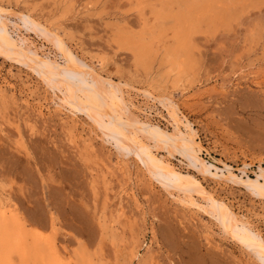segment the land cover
I'll return each instance as SVG.
<instances>
[{
  "label": "rangeland",
  "instance_id": "374dc122",
  "mask_svg": "<svg viewBox=\"0 0 264 264\" xmlns=\"http://www.w3.org/2000/svg\"><path fill=\"white\" fill-rule=\"evenodd\" d=\"M160 1L6 0L12 10L3 17L25 54L71 68L75 61L57 50L53 34L29 30L19 14L32 12L66 38L79 64L94 73L87 86L99 77L100 96L106 92L96 86L100 83L107 88L110 80L120 89L127 104L122 125L129 115L171 135L174 105L181 130L192 125L200 156L217 168L205 169L189 152L138 134L157 158L204 188L187 191L153 176L136 147L124 146L122 137L110 132L112 111L86 95L81 77L74 83L81 107L74 108L63 101L65 78L51 80L24 59L0 52V210L17 213L31 230L53 237L64 254L86 253L95 264H264L263 252L229 232L209 206L211 197L223 203L245 224L238 225L245 235L249 228L264 241V194L246 182L264 171V0H219L221 7L226 4L220 11V4L210 1L219 6L213 11L225 10L218 17L210 11L213 24L188 33H193L190 67L183 75L165 61L166 48L177 46L171 32L176 26L170 21L169 32L154 28ZM227 10L230 18L220 22ZM157 29L169 35L167 42L159 37L165 44L157 40L159 33L151 35ZM123 30L144 38L150 31L156 41L153 65L117 43ZM163 96L171 98L163 103ZM95 114L104 119L102 125Z\"/></svg>",
  "mask_w": 264,
  "mask_h": 264
},
{
  "label": "bare ground",
  "instance_id": "6f19581e",
  "mask_svg": "<svg viewBox=\"0 0 264 264\" xmlns=\"http://www.w3.org/2000/svg\"><path fill=\"white\" fill-rule=\"evenodd\" d=\"M5 1L6 0H0V52L2 54H5L9 58H15L17 60L20 59L21 61L24 59L23 63H26V65H28V66L37 67L40 71L45 72L50 77V79L52 78L55 81L61 77L65 78V80H67V82L62 84V86L64 87L63 101L74 106V108L75 107H79V108L81 107V98H80L78 92L76 91V87L74 85V83L76 84L77 80H79L81 77V79L79 81L81 83H83L84 85H86V86H84L86 95L91 96V98H93L96 102L105 105V107L107 109L112 111V114L114 115V116L112 115L114 117L112 119L113 123L115 120L117 121V123H114V124L109 123L110 125L108 124L110 126V132L113 134H117V136L119 134V136L122 137V140H121V138H118V139H120L119 143H123L124 146H126V147L135 146L136 147L135 149L139 152L143 161L145 163H147L146 165L148 166L150 171L153 173V176L154 175H156L158 177L161 176V178L162 177L164 178L163 180L167 179V180L173 182L176 187L183 189V190H187V191H189V189L191 187H193L194 185H196L198 188L200 187L199 190H202L204 188L202 186V184L194 176L185 175L182 172L175 169L169 163L164 162L165 160H160L159 158H157V156H155L150 151L152 146L148 145V144L146 145V142L143 139H141L140 135L138 134L139 131L149 133L152 137L155 138V140L157 139V141L159 140V141L167 144L168 146L174 148L175 150H178V151L180 150L183 155L185 154L183 152H186V151L189 152L187 156L190 155L191 157L190 156L189 157L192 158V160L194 162H199L200 165L202 164V166H204L205 169H210V171H211L212 167L215 168L216 166H214L213 164L207 165V163L204 161V159L200 156V152H202L201 151L202 146H200L201 144H199V142H197V140L195 139L196 135H194L195 132H194V129H192V125H190V123L187 121L188 123L187 124L185 123L186 125L185 124L184 125L187 127V128L186 127L185 128L188 131L184 132L181 130L180 125L183 122H182V119L179 118L178 113L175 111L176 108L174 107V105H171V107L173 106L172 111L175 115H177V117H174L175 119L173 118L175 120L174 121L175 122V127H174L175 132L173 134L170 135L165 130H163L162 128L155 127L152 124H150L149 122L148 123H146V122L141 123V122L137 121L138 118H136L135 119L136 121H135L134 119L129 117V115H128L129 113H127V115H128L127 116V121H128L127 123L133 127V130L129 129V131H128V129L124 127V126H127L126 125L127 123L125 121L123 123H126V124L122 125V121L126 119V118L123 119L124 118L123 116L126 113L124 112L125 109H123L124 108L123 104L125 103V99H124L125 97H123V95H121L122 93L120 92V89L116 88V85H114V83L110 80L107 81L109 84V86H107V88H104V86L101 85V83H100V85H96V86H100V88H103L106 90L105 94H101V96H100V93H98L97 90L95 89V84H99V81L97 82V80L99 78L98 76H97L98 78L96 77L97 80L94 79V81H95L94 84H92L93 82L91 83L92 86H89V85L87 86V84L89 82L88 77L92 74V71H91L92 69L90 70L89 66H87V65H80L79 62L77 61L78 59L76 60L75 55L73 54L72 50L70 49V47H68L67 42L65 40L66 38H64L62 35H59L60 33L55 32L56 30L54 32H52L53 30L51 31L50 27H47V25L42 24L40 21H38L39 19L35 18L34 17L35 15L31 14L32 12L31 13L21 12L19 14L20 15L19 18L23 22V24L29 30H31V28H36V30L42 29L41 30L42 33L44 31H47V33L51 32L54 36V40H55L54 44H55V47H57V50L63 51V52L65 51L66 53L68 52L70 54V57H69L70 59L68 58L69 61L74 60L75 63L73 65V67L72 66H71V68L68 67L69 68L68 69L65 66H60L58 63H53L48 56L41 57L39 54L34 53V52H32L31 55H28L29 53L25 54V52H23L21 50L18 43L11 37L10 32L7 29L8 21L5 20L3 15L4 14H10L12 9H10L9 7H7L5 5ZM161 1H160L161 4L159 3L160 5L159 4L157 5V6H159V8L156 9V4L153 5V6H155L153 9H156L154 12L155 13L154 16L156 15L155 16V18H156L155 22H157V25H154V28H157V26L159 25L158 28L161 27L162 29L160 28V30H162L161 32H163L164 29L167 30L169 27V26H167V27L165 26L167 23H168L167 25H170L173 23L172 25L176 26V29L173 30L174 32L171 31L172 33L176 32V36L174 35V37H176V38L175 39L173 38V36H172L173 34L171 35V37L174 39V41L176 40L175 42L177 43V46H175L173 48L169 47L171 49L165 47L168 50H166L164 48L166 50V51H164V53L165 52L168 53V56L165 53V55L167 57L165 55H164V57H166V59L168 58L165 61L169 62L168 65H170L172 67V70L174 73L177 71L178 75H183L189 70V67H190V63H188L189 62L188 60H190L189 54L191 53L190 49H192L191 48L192 47L191 37H193V33H192V36H191V34L188 35V33H191L193 30H196V31L199 30L197 28L200 26L202 27L203 26L202 24H206V25L213 24V21H214L213 18L215 17V15H214V17H212L213 14H210V11H213L216 7L213 5L214 3H212V2H211L212 4L209 3L212 0H207L208 2H204L205 0H201V1H199V0L198 1L197 0H195V1H191V0H161ZM220 1H222V0H220ZM240 1H244V0H240ZM213 2H215V3L218 2L220 4L219 0H213ZM224 3L225 2H223V4ZM219 4L216 3V6ZM175 5H178V7H179L176 10H174V8H173V6H175ZM224 5H226V4H224ZM224 5H223V7H224ZM221 6H222V3L220 4V7L218 6L219 11H220V8H223ZM226 7H228V6H226ZM217 8L215 10H217ZM153 9H152V12L154 11ZM210 9H212V10H210ZM228 9H229V11H231L230 8H228ZM221 10H222L221 12H223L225 9L224 10L221 9ZM219 11H217V12L213 11V12H215V14H216ZM221 12H219V13H221ZM229 14L230 13L227 10V13H226L227 17H226V15H223L224 17H221L222 16V13H221V16L219 18V19H221V21L220 20L219 21L222 22V19H224V21H225L227 18H230ZM16 15H18V13ZM218 15H217V17H218ZM219 21H217V22H219ZM158 22H159V24H158ZM170 29H172V28H170ZM155 31H157V33H154ZM155 31L152 32L151 35H154L156 37L159 33L158 32L159 29H157ZM165 31H164V33H165ZM169 31L170 30H167V32H169ZM145 32L147 34V30ZM145 32L143 31L142 34ZM167 32H166V34H167ZM44 33H46V32H44ZM47 33H46V35L50 34V33H48V34ZM148 33H149V34H147L148 36L145 34H143V35L147 36L150 41L148 39H147L148 40L147 41L146 40L147 37L144 38V36H142L141 33L136 34L135 32H132V31H127V30L124 31L123 30L122 32H120V34L118 35L116 40H117V43L119 42L118 44H120V46L126 47L128 50L133 51V53L136 54V56H137L136 58L138 59V61H141L144 64H148V66H149L154 62V60L156 58L155 49H154V43L156 41L151 40L152 38L155 40V38L150 37L151 38L150 39L149 38V36H151L150 31ZM164 33H162V34L159 33L157 40L161 39V40H164L165 42H167V38L165 40V37H169V35L164 36L165 35ZM161 35H162V37H161ZM159 37H161V38L159 39ZM161 40H160V42L163 43L164 41H161ZM150 42H151V44H153L152 46H151ZM165 42H164V44H165ZM159 48H160V46H159ZM68 53L66 54V56L69 55ZM153 57H155V58H153ZM151 59H154V60L151 62ZM163 63H165L164 60H163ZM81 64H83V63H81ZM150 67H151V69L153 68L152 66H150ZM150 67H148L149 70H150ZM35 70H37V69H35ZM177 72L175 73L176 75H177ZM92 75H94V73ZM98 75H100V73ZM75 78H77L76 82H75ZM90 78H92V76ZM117 87H118V85H117ZM116 91H118V94L116 93ZM148 92H151V91H148ZM164 98H166V97H164ZM168 98L161 99V101H163V103H164V101L168 100ZM126 105H125V107H126ZM172 111L170 112V114L172 113ZM95 116H97L95 118H98V122L102 125L104 123V119L101 118V116H99L98 114H95ZM172 116H174V115H172ZM118 139L116 138V140H118ZM125 150H127V149H125ZM150 171H149V173H150ZM229 172H230L229 176H231V177L233 176V178H236V175L231 173V171H229ZM242 172H244V171H242ZM262 179H264L263 169H261L260 174L259 173L257 174L256 179H252L248 176L246 182L248 184H251V185L253 184V186L255 185L257 187V189H259V191L257 190V192H260V191L264 192V182L261 181ZM241 181H242V178H241ZM197 187H196V189L195 188H193V189H195L197 191ZM203 192H205V191H203ZM261 192H260V194H264ZM207 195L211 197V195H209V194H207ZM191 199H192V197L190 198V200ZM210 199L212 201V203L209 204V206L212 207L210 209L213 210V212H215L216 215L219 216V218L222 220L223 223H225V226L227 227L226 229L229 232H231L233 235L235 234L234 236H236V234H239L241 239H243V240L245 239V241L248 244H251L252 246L255 245L256 247H258V249L263 252L261 254V251H259L260 254L263 255V257H264V241L260 238V236L252 233V231L249 228H247V232L245 235L243 233L245 231L242 232L241 226L240 227L238 226V225L243 226L245 224L243 222L240 224L239 222H241V220L240 221L237 220L234 216V213H231L230 210L226 206H224L223 203L216 201L213 197H211ZM1 202H3V200ZM74 252H76V251L72 252L74 254L73 256H68V254H64L63 252L60 251L59 248H57V246L55 244V240L53 237H49L37 229L31 230L28 226V222L25 221L24 219H22L17 213L4 211L3 209L0 210V264H95L94 263L95 260H94V262H93V260L91 261L90 257L89 258L86 257L87 256V255H85L86 253L84 254V253L78 252L75 256ZM81 252H82V250H81ZM131 253H133V252H131ZM145 263H147V262H145ZM150 263H152V262H150Z\"/></svg>",
  "mask_w": 264,
  "mask_h": 264
}]
</instances>
